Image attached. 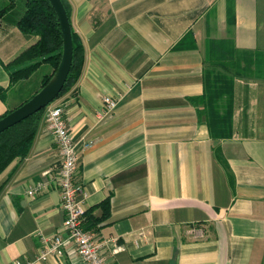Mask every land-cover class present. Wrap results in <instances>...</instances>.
I'll return each mask as SVG.
<instances>
[{
  "label": "crops",
  "instance_id": "obj_1",
  "mask_svg": "<svg viewBox=\"0 0 264 264\" xmlns=\"http://www.w3.org/2000/svg\"><path fill=\"white\" fill-rule=\"evenodd\" d=\"M20 1L0 18V117L53 73L42 64L10 85L6 65L37 39L16 27ZM66 1L84 60L49 106L62 107L79 150L83 228L109 201L88 230L107 264H264V81L235 79L231 138L212 139L190 102L203 93L207 39L264 53V0ZM104 97L116 102L109 113ZM59 165L43 115L28 156L0 175V264H85L71 242L37 259L42 236L67 237ZM38 183L44 191L28 196Z\"/></svg>",
  "mask_w": 264,
  "mask_h": 264
},
{
  "label": "trees",
  "instance_id": "obj_2",
  "mask_svg": "<svg viewBox=\"0 0 264 264\" xmlns=\"http://www.w3.org/2000/svg\"><path fill=\"white\" fill-rule=\"evenodd\" d=\"M7 1L8 6L0 12V18L14 8L17 0ZM61 2L69 19V5L66 0ZM16 27L22 34L37 39L6 65L10 85L28 79L42 64L50 65L54 73L61 59L62 34L57 16L49 1L24 0V11L16 21ZM71 39L70 70L61 93L54 101L75 86L82 69L83 47L72 29ZM52 74L43 77L40 89L47 84ZM242 77L264 81V53L258 50H238L231 39H207L203 57V93L199 97L191 98L190 102L198 114L205 117L210 136L214 140L233 136V88L235 79ZM3 93L4 90L0 88V97ZM46 108L0 133V175L12 166L8 178L12 176L28 156ZM216 155L220 157L217 152ZM5 182L0 184V191ZM100 207L103 211L102 217L94 220L92 224L84 225L85 230H93L95 224L108 215L109 201L105 200Z\"/></svg>",
  "mask_w": 264,
  "mask_h": 264
},
{
  "label": "built area",
  "instance_id": "obj_3",
  "mask_svg": "<svg viewBox=\"0 0 264 264\" xmlns=\"http://www.w3.org/2000/svg\"><path fill=\"white\" fill-rule=\"evenodd\" d=\"M102 103L104 113L111 112L116 106L115 100L109 97H104ZM44 122L54 139L60 159L55 182L59 191L60 207L65 213L63 229L66 231L67 237L42 236L44 248L40 250L37 259L45 260L48 256L61 257L63 247L71 242L77 255L85 264H107L101 252V245L96 242L93 232L83 228L86 210L82 199H80L81 189L75 182L79 150L63 118L62 107L59 105L48 106L45 110ZM44 188L42 183H38L27 191V195L33 197L41 194ZM15 264L20 263L15 262Z\"/></svg>",
  "mask_w": 264,
  "mask_h": 264
},
{
  "label": "water",
  "instance_id": "obj_4",
  "mask_svg": "<svg viewBox=\"0 0 264 264\" xmlns=\"http://www.w3.org/2000/svg\"><path fill=\"white\" fill-rule=\"evenodd\" d=\"M53 8L62 34V52L59 64L50 80L28 101L0 118V133L41 111L54 102L66 82L72 61L71 26L61 0H48Z\"/></svg>",
  "mask_w": 264,
  "mask_h": 264
},
{
  "label": "rangeland",
  "instance_id": "obj_5",
  "mask_svg": "<svg viewBox=\"0 0 264 264\" xmlns=\"http://www.w3.org/2000/svg\"><path fill=\"white\" fill-rule=\"evenodd\" d=\"M20 4L22 5V8H23V3H22V1H20V0H17V10L19 9V7H20Z\"/></svg>",
  "mask_w": 264,
  "mask_h": 264
}]
</instances>
